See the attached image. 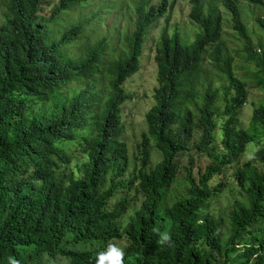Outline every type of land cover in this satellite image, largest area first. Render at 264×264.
Here are the masks:
<instances>
[{
	"label": "trees",
	"instance_id": "trees-1",
	"mask_svg": "<svg viewBox=\"0 0 264 264\" xmlns=\"http://www.w3.org/2000/svg\"><path fill=\"white\" fill-rule=\"evenodd\" d=\"M243 1L255 9L262 33L255 39L228 0L235 42L242 46L236 53L245 60L240 70L264 91V0ZM176 2L58 0L46 17L42 0H0V264L10 258L96 264L108 244L122 245L118 240H125L124 264H264V144L240 166L248 146L264 137V104L254 109L248 128L240 127L248 82L227 55L225 16L205 0H190L189 19L198 29L191 42L167 27L155 41L154 103L145 114L139 166L126 184L141 196L140 205L121 199L110 206L122 182L103 189L105 175L114 170L121 176L129 163L120 140L123 85L141 68L149 29L168 22ZM113 13L114 22L103 30ZM54 24L64 27L60 35ZM73 41L80 44L77 58L65 48ZM207 55L211 72L232 94L221 156L213 148L218 81L203 67ZM196 132L193 148L211 162L198 178L187 168V190L175 195L176 158L191 148ZM66 142H77L86 158L75 172L66 170ZM151 146L161 159L149 169ZM235 165L248 204H236L226 226L223 217L202 210L223 185L211 181ZM162 234L170 241L159 243Z\"/></svg>",
	"mask_w": 264,
	"mask_h": 264
},
{
	"label": "rangeland",
	"instance_id": "rangeland-1",
	"mask_svg": "<svg viewBox=\"0 0 264 264\" xmlns=\"http://www.w3.org/2000/svg\"><path fill=\"white\" fill-rule=\"evenodd\" d=\"M207 4H212L216 6L219 10L222 11V14L225 16V27H224V40L227 46V55L234 60V69L237 71V74L243 75V78L248 82V102L241 110L239 116V125L242 128H248L250 119L253 115V111L256 107L261 104H264V91L258 88L252 76L247 71L240 70L245 65V60L242 57H238L236 51L240 49L241 43L235 42V31L232 28V17L231 12L228 9L227 2L228 0H205ZM58 0H42V10L41 15L46 17L50 16L53 11L54 5ZM158 2V0H155ZM232 2L238 6L239 10L242 13L243 20L247 26L256 34V38H259V34L262 33V30L256 25V16L257 13L255 9L247 4L243 0H232ZM190 12V0H177L174 9L169 12L168 22L165 19L160 20L157 24L153 25L149 29V35L147 42L144 45V52L141 59V68L138 73L129 78L123 85L127 98L124 103L121 105V124L123 132L120 136V140L126 144L128 149L129 163L127 170L121 176H116L114 170L109 171L103 179V189H107L112 184L117 182H122L125 185L116 191L114 198L110 202V206H114L121 199H126L132 202V208H136L140 205L141 196L133 188H128L126 184L131 178L134 177V169H137L139 166V149L138 145L142 140V133L146 131L145 123V114L153 105V92L157 87V66L153 60V49L155 41L160 36V33L165 27H167L169 33L179 31L180 35L188 42H191L197 33V27L193 25L189 19ZM74 15V14H73ZM116 18V13L108 16L104 19L102 23L103 30L114 22ZM3 22V11L0 7V26ZM118 26L122 25V21H115ZM52 29L56 35H60L64 29L63 26L54 24ZM102 32L99 30L94 36L101 35ZM79 43L78 41H73L66 45L68 50V55L71 58H77L79 53ZM259 52V48H258ZM206 64L203 66L208 72L212 71L210 56L207 55L205 59ZM237 67H239L237 69ZM215 80L218 81L216 88L218 90V100L215 102L213 120L216 124L215 131V140L213 144L214 151L217 155L221 156L225 153L224 147L222 145L223 141V131L222 127L228 119V116L224 114L225 106L228 100L231 98L232 94L228 92V84L219 80L211 72ZM200 134L198 132L194 133L192 139L190 140L189 145L191 148L183 151L178 155L176 161L179 165V173L176 182L174 183L173 193L175 195H181L187 190L186 179V169H192L193 175L195 178H198V175L201 171H204L206 166L210 164V158L199 152L193 146L199 141ZM264 144V137L260 136L257 140V146H248L247 151L242 154L240 159V166L245 162L252 159L255 152ZM65 153L69 158V164L66 167L67 172L77 171L80 166L85 162L86 158L80 152L77 147V142H66L63 145ZM160 154L151 146V158L149 169H152L155 164L160 161ZM239 166L228 167L227 172L222 175L214 178L211 181L212 186H216L219 183L223 182L219 193L210 201L203 205L202 213L204 215L219 216L223 217L225 225L229 224V215L233 210L236 204H248V199L242 193V190L236 180L235 172ZM261 168V166H259ZM228 237H225V241ZM119 243H122L120 247L124 250L125 240ZM117 242V243H118ZM81 244H78V246ZM90 245L79 247V250L83 248H89ZM59 261H45L44 264H58Z\"/></svg>",
	"mask_w": 264,
	"mask_h": 264
},
{
	"label": "clouds",
	"instance_id": "clouds-1",
	"mask_svg": "<svg viewBox=\"0 0 264 264\" xmlns=\"http://www.w3.org/2000/svg\"><path fill=\"white\" fill-rule=\"evenodd\" d=\"M170 241V236L162 234L159 243ZM124 250L116 244H108L105 251L99 252L96 256V264H124ZM9 264H19L15 259L10 258Z\"/></svg>",
	"mask_w": 264,
	"mask_h": 264
}]
</instances>
